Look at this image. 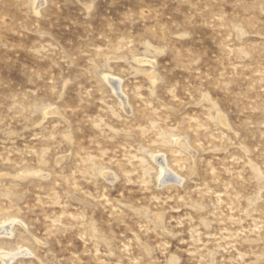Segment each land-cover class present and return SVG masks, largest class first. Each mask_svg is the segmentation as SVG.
<instances>
[{
    "label": "rangeland",
    "instance_id": "1",
    "mask_svg": "<svg viewBox=\"0 0 264 264\" xmlns=\"http://www.w3.org/2000/svg\"><path fill=\"white\" fill-rule=\"evenodd\" d=\"M0 226V264H264V0H0Z\"/></svg>",
    "mask_w": 264,
    "mask_h": 264
},
{
    "label": "bare ground",
    "instance_id": "2",
    "mask_svg": "<svg viewBox=\"0 0 264 264\" xmlns=\"http://www.w3.org/2000/svg\"><path fill=\"white\" fill-rule=\"evenodd\" d=\"M114 85H115V84H114ZM166 168H167V167H166ZM168 172H169V171H168ZM163 176H164V174H163ZM166 176H167V177L164 178V181H166V180H168V179H172V177H171L170 174H167ZM0 227H1V226H0ZM8 228H9V227H8ZM0 229H1V228H0ZM6 229H7V228H6ZM4 230H5V229H4ZM5 254H6V253H4V255H5ZM10 255H11V254H10ZM1 256H2V255H1ZM6 256H7V255H6ZM6 256H5V257H6ZM6 258H7V257H6ZM3 259H4V258H3Z\"/></svg>",
    "mask_w": 264,
    "mask_h": 264
}]
</instances>
